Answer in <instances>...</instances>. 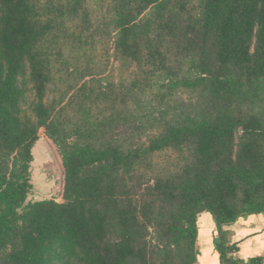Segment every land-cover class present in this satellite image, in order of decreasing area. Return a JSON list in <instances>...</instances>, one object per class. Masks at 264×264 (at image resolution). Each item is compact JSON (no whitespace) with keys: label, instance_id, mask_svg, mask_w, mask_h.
I'll return each instance as SVG.
<instances>
[{"label":"trees","instance_id":"trees-1","mask_svg":"<svg viewBox=\"0 0 264 264\" xmlns=\"http://www.w3.org/2000/svg\"><path fill=\"white\" fill-rule=\"evenodd\" d=\"M60 162L28 201L32 150ZM264 214V0H0V264H197Z\"/></svg>","mask_w":264,"mask_h":264},{"label":"crops","instance_id":"crops-1","mask_svg":"<svg viewBox=\"0 0 264 264\" xmlns=\"http://www.w3.org/2000/svg\"><path fill=\"white\" fill-rule=\"evenodd\" d=\"M206 215L199 219V237L196 243L197 264H220L215 249L218 238L214 236V225L203 224ZM235 229L226 238L230 245H235V258L249 263L250 260L261 258L264 264V214L241 218L235 223Z\"/></svg>","mask_w":264,"mask_h":264},{"label":"rangeland","instance_id":"rangeland-1","mask_svg":"<svg viewBox=\"0 0 264 264\" xmlns=\"http://www.w3.org/2000/svg\"><path fill=\"white\" fill-rule=\"evenodd\" d=\"M32 155V190L28 197V201H39L56 196L61 177V167L53 148L43 138H41L35 144L32 150ZM211 221V217L206 215L203 224H206V226L209 227L211 225ZM235 223L223 229L224 238H227L232 230L235 229ZM215 237L217 238L218 236ZM233 255L236 257L234 253Z\"/></svg>","mask_w":264,"mask_h":264}]
</instances>
